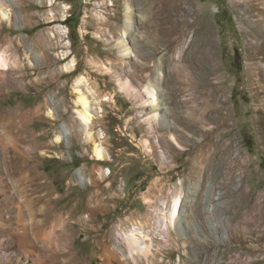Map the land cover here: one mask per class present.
<instances>
[{
  "label": "rangeland",
  "instance_id": "1",
  "mask_svg": "<svg viewBox=\"0 0 264 264\" xmlns=\"http://www.w3.org/2000/svg\"><path fill=\"white\" fill-rule=\"evenodd\" d=\"M186 1L0 0V108L46 102L31 121L33 133L17 145L28 146L26 153L6 143V169L0 153V183L15 173L37 206L46 203V211L62 216L51 264H257L264 258V73L250 66L264 63V44L248 54L250 42L264 40V0H242L245 23L233 0ZM125 14L131 33L118 42ZM197 15L205 18V36ZM125 43L131 54L120 55ZM62 50L70 51L66 58ZM71 59L75 67L63 69ZM157 67L178 145L158 119L151 118L152 127L139 120L149 110L140 95ZM80 76L84 82L74 87ZM127 78L130 86L122 88ZM86 86L98 100L87 128L93 140L71 127L81 109L78 89ZM192 108L195 124L186 126ZM16 119L22 122L20 113ZM61 126L69 131L62 135ZM93 141L104 147L105 160L93 153ZM176 198L179 222L163 239L152 232L153 254L131 237L115 244L123 226L150 225L152 209L167 204L171 212Z\"/></svg>",
  "mask_w": 264,
  "mask_h": 264
},
{
  "label": "bare ground",
  "instance_id": "2",
  "mask_svg": "<svg viewBox=\"0 0 264 264\" xmlns=\"http://www.w3.org/2000/svg\"><path fill=\"white\" fill-rule=\"evenodd\" d=\"M233 1V4H235L236 7H240L244 10V12L241 13L240 18L241 20H243V23H245V14L247 13L248 9L244 8L245 5H243L242 0ZM186 2H189V0H187ZM204 20L205 18L203 16L197 15L195 21L197 30L203 36H205L208 31V29H206L205 27L206 22H204ZM261 31L264 32V26L261 28ZM128 33H131V27L130 22L127 18V14H125L124 24L120 33L121 37L118 42L124 41V37H126V34ZM205 42V46L202 47V49L204 48V50L202 51L203 53H208L207 49H210V46H206L209 45L207 40H205ZM250 43L251 45L249 46L248 54L253 55L255 54L254 52H257L260 48H262L264 40L256 38ZM124 45L125 46H119L120 55H127L129 53L131 54L128 47L126 46V43ZM69 52V50H62V58H66ZM0 63H2V61H0ZM6 65L7 64L4 63V66ZM250 66H254L253 68L255 70L257 68L260 69L261 67L260 70H263L264 73L263 61H260L259 63L252 62ZM74 67V59H71L69 62L62 66V68L65 70H72ZM257 73L258 72H256L255 75H257ZM160 79L161 74L159 72V68L157 67V69H155V71L151 74L147 84L143 87L144 94L140 95V101L143 105H145V107L147 106L149 110L140 112L139 120L146 121L149 127H152L150 123L151 118L158 119V128L167 129V133H169V137L173 141V144L178 145V143L176 142L177 140H175V138L171 134L170 121H168L166 114H164L165 107L162 103L163 94H161L160 92ZM255 79L260 80L259 78ZM128 81L129 79L127 78L124 82L125 85L121 84V87L124 88L126 85V87L130 86V84H128ZM75 82L76 85H74V87L78 86L80 83H83L84 77H77ZM90 94L92 96H90ZM144 95L147 97L144 98ZM91 97L92 99H90ZM95 97L96 96L93 89L89 88L88 86H86L85 91H80L78 89L77 103L81 105V109L77 110V116H73V118L71 119L72 130L77 132H86L87 140H93V136L90 132H87V128L91 123V119L93 118V111L94 109H96V107L92 106L93 103L98 101L97 99H95ZM107 98H110V95H106L105 99ZM47 100L49 99L47 98ZM45 103L46 102L44 101H39L33 107L26 109H19L18 107H12L11 109L0 108V153H2V155L4 156L3 160L5 162V169L7 167V163L5 160V154L7 153L5 148L6 143H8L10 147L14 149V151L16 150L21 153H26L29 148L28 146H24V150H17V145L27 132L31 134L33 133V129L31 128V121L38 117L40 114H42L43 108L44 106H46ZM195 110L196 109L193 108L189 109L184 114V118H186V126H189V124L192 123L195 124L194 119L196 120V118L192 119V114ZM158 112H163V115L158 114ZM18 113L21 114V123H18V120L16 119ZM76 117L79 120H76ZM200 119L201 122H204L207 119L203 112ZM67 131L64 126H61L62 135ZM96 134L97 138L102 137L99 130L96 132ZM218 145L220 146V142H218ZM93 153L97 156L98 159L105 160L106 152L104 150V147H102L100 143H93ZM22 184L24 183H19V177L15 173H12L11 175L9 174L7 183H0V185H2V187H0V264H51L49 262V257H55V255L58 253L59 239L56 230L57 227L61 225V215L59 216L56 212H51L50 210L46 211L44 208L47 207L46 203H41L37 206L34 200L26 194V190L24 189ZM152 210V217H154L152 218L150 225H148L150 222L149 220L145 224L132 223L130 226L127 227L123 226L120 231H117V234L115 233V244L120 243V240H124L125 242V239H127V237H131L133 238V241L137 242L136 245L138 248H142L144 247L143 245H145L148 247L147 249L151 251V254H153V251H155L154 246H156V244L153 242H156L155 240L157 238L155 237L156 239L154 238L155 240H153L152 243L151 241L143 242L142 239L150 238L153 231H155L158 235V239L162 238L163 236L167 237L166 230H163L162 222H166L168 224V229L173 226V223L179 222L178 215L180 214V212L178 199L176 198L174 200L173 209L171 210V212H168L169 208L167 210V204L159 205V207L154 208ZM166 211L167 214H164L166 213ZM174 215H176V219ZM166 216H168V218H166ZM154 226L156 230H153ZM234 231V233H242L239 227L234 228ZM116 248H118L117 250L124 249L121 247V245H116ZM129 250H131V248ZM121 255L124 258H129L131 256L130 252L126 251L122 252ZM257 264H264V258L258 259Z\"/></svg>",
  "mask_w": 264,
  "mask_h": 264
},
{
  "label": "built area",
  "instance_id": "3",
  "mask_svg": "<svg viewBox=\"0 0 264 264\" xmlns=\"http://www.w3.org/2000/svg\"><path fill=\"white\" fill-rule=\"evenodd\" d=\"M162 222V220H161ZM163 223V230H166V235H168L169 229H168V224L166 222H162ZM142 241H151V243L153 242V238L152 236L150 238H143Z\"/></svg>",
  "mask_w": 264,
  "mask_h": 264
}]
</instances>
